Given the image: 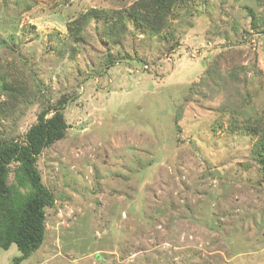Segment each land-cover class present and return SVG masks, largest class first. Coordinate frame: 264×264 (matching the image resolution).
<instances>
[{
  "label": "rangeland",
  "instance_id": "374dc122",
  "mask_svg": "<svg viewBox=\"0 0 264 264\" xmlns=\"http://www.w3.org/2000/svg\"><path fill=\"white\" fill-rule=\"evenodd\" d=\"M136 1L0 0V138L69 100L38 162L55 195L45 240L22 264H264V176L245 137L264 126V0H197L118 45L96 21L71 38L87 12ZM20 254L0 249V264Z\"/></svg>",
  "mask_w": 264,
  "mask_h": 264
},
{
  "label": "trees",
  "instance_id": "16d2710c",
  "mask_svg": "<svg viewBox=\"0 0 264 264\" xmlns=\"http://www.w3.org/2000/svg\"><path fill=\"white\" fill-rule=\"evenodd\" d=\"M195 1L138 0L119 12V17L111 19L106 12L94 9L70 22L68 31L74 42L80 44L84 42L83 30L92 21L97 22L98 28L100 22L103 28L100 37L118 45L121 35L126 33L160 35L169 26L176 8ZM109 62L112 63L110 59ZM13 88L5 81L2 91L10 95ZM68 102L63 98L44 109L22 140L0 138V249L9 250L16 245L21 254L12 264H22L44 243L46 209L55 205V195L44 183L38 162L47 148L65 137L69 129L64 114ZM247 127L250 132L245 137L254 139V159L264 176V126L254 120V124Z\"/></svg>",
  "mask_w": 264,
  "mask_h": 264
},
{
  "label": "bare ground",
  "instance_id": "6f19581e",
  "mask_svg": "<svg viewBox=\"0 0 264 264\" xmlns=\"http://www.w3.org/2000/svg\"><path fill=\"white\" fill-rule=\"evenodd\" d=\"M155 128V127H154Z\"/></svg>",
  "mask_w": 264,
  "mask_h": 264
}]
</instances>
